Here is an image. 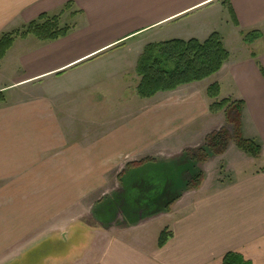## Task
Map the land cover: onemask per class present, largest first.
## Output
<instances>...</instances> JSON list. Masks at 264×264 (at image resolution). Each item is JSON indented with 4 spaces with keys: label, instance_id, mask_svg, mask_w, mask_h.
<instances>
[{
    "label": "crops",
    "instance_id": "crops-1",
    "mask_svg": "<svg viewBox=\"0 0 264 264\" xmlns=\"http://www.w3.org/2000/svg\"><path fill=\"white\" fill-rule=\"evenodd\" d=\"M42 13L60 14L61 20L68 16L76 23L66 37L54 41L20 38L32 40L21 52V70L0 85L1 239L9 238L13 227L15 246L65 230L71 211H79L87 198L104 196L92 209L103 210L102 221L111 223L112 230L96 251L83 254L91 257L87 264H220L230 251L251 264H264V165L218 182L211 187L216 196L201 198L208 176L194 159L204 179L196 188H185L170 211H162L175 215L162 247H136L120 234L138 226L126 227L127 220L112 217L122 205L125 214L147 211L123 200L128 175L134 180V172L145 166L178 163L187 148L205 140L221 114L227 120L222 111L210 109L213 99L207 89L214 83L220 85L219 99L243 101L241 134L264 151V0H0V38ZM255 30L261 37L247 42L245 34ZM213 32L221 35L230 53L221 70L145 98L144 113L132 115L139 117L136 124L116 128L115 121H97L87 130L80 114L68 111L87 84L98 83L95 76L80 80L77 75L93 73L100 60L111 63L123 57L136 71L147 44L175 38L204 41ZM229 44L238 46L235 52ZM259 44L263 50L256 52ZM14 52L15 40L0 69ZM136 80L138 85V74ZM224 125L220 121L219 127ZM171 155L175 159H159ZM148 156L153 160L140 162ZM122 224L125 228L118 231ZM2 240L0 257L7 245Z\"/></svg>",
    "mask_w": 264,
    "mask_h": 264
},
{
    "label": "rangeland",
    "instance_id": "rangeland-1",
    "mask_svg": "<svg viewBox=\"0 0 264 264\" xmlns=\"http://www.w3.org/2000/svg\"><path fill=\"white\" fill-rule=\"evenodd\" d=\"M61 21L64 25L76 23L75 19L68 16H64ZM25 24H16L15 30H23ZM30 36L31 39L32 35ZM20 38L22 37L15 40V52L10 55L0 69V85L9 83L21 70V61H19L20 56H22L21 52L30 46L32 40L26 41ZM262 45L256 46V52L263 50ZM229 46L233 51L238 48L235 44H229ZM134 58L133 55L130 61L133 62ZM98 63L100 64H98L96 70L93 69L95 70L93 73L84 72L77 75L80 80H88V78L95 76L98 83L95 82L94 85L87 84V87L83 88L84 91H80V94H82V96H79L80 99L78 98L79 100L72 103L73 107H69L68 111L75 114L78 112L84 121L83 128L87 130H90L92 126H94V129L97 121L98 123L101 121L102 124L115 121L112 126H116V128L136 124L139 122V117L132 115L141 116L148 101L146 102L145 98H141L136 92L137 74L135 69L130 63L124 64L123 57L119 60L113 59L111 63L102 60ZM15 92L17 91L15 90ZM218 100L220 99L218 98ZM231 110H235V108L231 107L229 111H226L225 108L221 111L224 115L228 112L232 113L230 116L234 120L236 112H231ZM225 116L227 117V114ZM142 118L145 119V116H142ZM233 120L229 122L221 114L217 118L216 124L212 125L211 133L207 135L205 140L203 139L200 142L201 144L198 143L192 149L188 150L187 148L185 154L181 156L183 159L178 158V163L168 162L156 166L148 165L134 172L136 174L134 180H131L130 175L126 177L124 183L127 196L123 200L127 201V204L132 202L134 205L145 207L148 213L142 211L144 212L142 214H125L126 210L122 205L118 213L112 217L118 222L123 221V218L127 220L126 227H138L129 233L120 234L121 238L133 242L136 247L144 250L150 251L158 247L161 233L164 230H172L175 216L164 213L170 211L171 204L181 198V194L188 187V184L193 188L194 180L198 178L199 172L203 176L200 179L198 178L197 182L200 181L201 184L204 179L203 171L195 168L194 159L198 165L206 169L208 176L206 188L198 194L201 198L202 196L209 198L210 196H216L217 189L211 187L217 186L218 182L231 180V178H236L243 172H249L264 165V151L254 156L244 154L237 147L234 137L236 126ZM220 121L221 125H225L219 127ZM200 122L202 123V121ZM222 128H226L231 135L229 150L224 155H216L208 147L207 139L210 134L218 132ZM79 138L83 139V137ZM258 143L256 142V144ZM183 144H185V141ZM174 157L171 155L168 158L160 157L159 159L170 161ZM147 159L153 160L150 156ZM186 173L190 174L189 181L185 178ZM104 198L106 197L103 196L99 199ZM99 199L98 197L94 199L87 198L84 200L83 205L78 206L80 207L79 211L77 208L71 211L68 217H72V220L67 223L65 230L46 232L37 236L32 243H27V245L15 246V227L11 228L9 238L5 237L2 240L0 237V240L7 244L4 248L2 247L4 256L0 257V264H77L78 260H82L81 264H87L86 260L91 259V257H82L83 254L86 251L88 253H91L92 250L96 251L100 246V242H104L108 236V231L112 228L111 223L102 221L101 217L103 216H100V214L103 210L101 208L99 211L92 209V205ZM116 199L114 198V201ZM95 205L97 206V203ZM103 205L104 203L101 204V206ZM76 211L78 212L76 213ZM111 220L113 219L106 221ZM124 228V224L117 227L118 231ZM96 240L99 243L93 246Z\"/></svg>",
    "mask_w": 264,
    "mask_h": 264
},
{
    "label": "trees",
    "instance_id": "trees-1",
    "mask_svg": "<svg viewBox=\"0 0 264 264\" xmlns=\"http://www.w3.org/2000/svg\"><path fill=\"white\" fill-rule=\"evenodd\" d=\"M65 8H70L67 4ZM72 30V25L62 24L60 14L42 13L36 19L24 25L23 30H15L4 33L0 38V63L6 56L8 50L12 47L14 40L18 37L25 38L29 35L35 36L41 41H54L66 37ZM261 37L258 30L245 34L244 39L247 42H253ZM254 56H256L254 54ZM230 53L223 44L221 35L213 32L207 39L200 41L197 38L170 39L159 42H151L145 46L140 55L136 73L140 77L137 85V94L141 98H151L161 91H172L179 86L196 81H202L215 74L223 67L229 59ZM3 92L0 91V100H3ZM207 95L213 99L210 109L212 112H218L226 108H235L231 112H236L234 120L227 114V120L236 126L235 141L237 146L251 155L257 156L261 153V147L250 139H246L241 134L240 110L242 100L232 101L229 98L218 100L220 95V85L214 83L207 89ZM231 135L226 128L210 134L207 139V145L210 150L216 154H222L228 148ZM150 159H144L145 162ZM200 174V175H199ZM198 174L200 179L203 175ZM194 181L193 188L200 185V181ZM187 188H192L189 184ZM171 236V231L164 230L159 239V246L166 244ZM220 264H251L239 252L230 251L226 253Z\"/></svg>",
    "mask_w": 264,
    "mask_h": 264
}]
</instances>
